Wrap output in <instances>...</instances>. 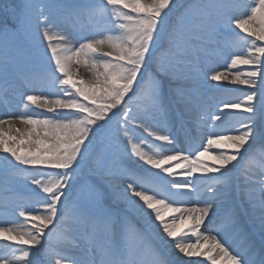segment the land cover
Here are the masks:
<instances>
[{"label": "snow or ice", "instance_id": "snow-or-ice-1", "mask_svg": "<svg viewBox=\"0 0 264 264\" xmlns=\"http://www.w3.org/2000/svg\"><path fill=\"white\" fill-rule=\"evenodd\" d=\"M0 18V99L32 109L0 117V180L32 197L0 220V264H140L143 241L147 264H264V179L235 177L264 145V0H0ZM228 33L247 52L206 68Z\"/></svg>", "mask_w": 264, "mask_h": 264}, {"label": "rangeland", "instance_id": "rangeland-1", "mask_svg": "<svg viewBox=\"0 0 264 264\" xmlns=\"http://www.w3.org/2000/svg\"><path fill=\"white\" fill-rule=\"evenodd\" d=\"M4 2H8V0H4ZM180 2L183 5L187 6L189 4H192L194 2V0H180ZM0 19H2V18H0ZM59 23H61V22L58 21L57 24H59ZM57 24L54 25V27L52 29L54 36L56 33L64 32L65 35H67L69 37V39L71 41H73V44H75L74 46H78V44H77V42L79 41L78 31L74 30L71 26H69L68 28L63 30V29L59 28L57 26ZM226 38L231 42V47L227 48L229 50L227 56L225 57L224 55H222L225 52V50H227V49L226 48L224 49V47H221L215 53L214 60L211 63V65H214L215 67H217V69L224 67L225 63L228 62V60L230 58L231 52L246 53L247 48L250 47V45L246 44L243 41L238 40L237 38H235L231 33H228ZM54 42H55V40H54ZM46 44H47L46 40L39 39L37 41L38 50L40 52V61H39V64L37 65L38 67H43L48 63V57H47V55H45ZM216 49H218V48H216ZM222 51H223V53H222ZM207 67H208V64H207ZM154 69H155V64L153 65V70ZM241 69H243L244 71L249 70L248 66H241ZM84 75L86 77L88 75V73H84ZM244 96L245 95H236L235 99L241 100L244 98ZM29 110L31 111L32 109L29 108L28 110H20L16 106H11L9 109L5 110V112H0V117L5 116L6 114H15L18 116L21 112H25V111H29ZM47 115H52V114L47 113ZM253 152H254V149H251L249 151L250 154H253ZM254 154H255V152H254ZM256 154H257V150H256ZM246 158H248L247 155H246ZM252 161H254V160H252ZM113 163H114V161H111V160L108 161L109 166H112ZM86 175H87V172H85V176ZM13 193L18 194L20 203H29L32 199L31 194H30V188H29L27 182L22 177H14V178L10 179L8 182H4V181L0 180V201H2V200L4 201L10 197H13V195H12ZM19 193L28 194L27 198L24 197L23 195L19 194ZM22 197H24L26 199V201L23 200ZM5 203L7 204L8 201ZM4 207H7V206H3V208ZM0 208H1V206H0ZM12 212H7L8 214H2V211L0 209V220L16 218V210H12ZM57 233H63V231H60V229H57V231L55 232V234L53 236V241H54L55 235ZM139 244H141V247H143L142 253H146L145 252L146 241H143ZM139 244L137 245V247L139 246ZM135 251H136V249L133 251L132 254H134ZM147 254H148V252H147Z\"/></svg>", "mask_w": 264, "mask_h": 264}, {"label": "bare ground", "instance_id": "bare-ground-1", "mask_svg": "<svg viewBox=\"0 0 264 264\" xmlns=\"http://www.w3.org/2000/svg\"><path fill=\"white\" fill-rule=\"evenodd\" d=\"M240 67V66H238ZM81 72H84V69L81 68L80 69ZM215 83V82H214ZM221 84H225L227 82H224V81H221L220 82ZM228 87L230 88H233V89H243V88H248V86H245V85H228ZM119 183V182H118ZM190 206V205H189ZM207 223V222H206ZM207 249H204V251H206ZM173 252H175V250H172ZM174 257V259H176V256L175 255H172ZM180 257L182 260H185V261H192V262H196V261H200V260H206L205 257L203 256H193V257H186V256H183V254H180Z\"/></svg>", "mask_w": 264, "mask_h": 264}]
</instances>
